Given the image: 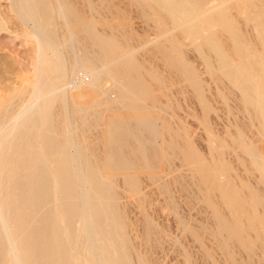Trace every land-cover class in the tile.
<instances>
[{"label":"rangeland","instance_id":"1","mask_svg":"<svg viewBox=\"0 0 264 264\" xmlns=\"http://www.w3.org/2000/svg\"><path fill=\"white\" fill-rule=\"evenodd\" d=\"M14 1L15 0H0V93H1L0 94L1 95L0 104L3 103L2 105H0V107L2 106V108H0V115L5 113L6 117L10 116L9 113L12 116L13 113L18 111L21 108V106L29 100V93L27 94L26 91L22 92L21 95H19L17 93H19L18 90L20 89V87L23 86L21 80H23L25 78H23L22 76H25L28 74L27 76L30 77L33 74L34 64L32 61H34V60L36 61V47L34 49V46L36 45V43L32 38V31H30V29H32V27H31L32 23H31V21L24 19V17L21 15L20 9L17 7L16 1L15 2ZM78 1L77 0H56V1L55 0H50V1L44 0V4H46L48 6L49 10L51 9L50 11L47 9V11H49L48 13H51L50 19H52V20H50L51 21L50 23L52 24V27H53V23H55L57 25L54 27V28H56L54 31V36L56 37V39H58L57 40L58 43L59 44L61 43L60 49L63 51V52L62 51L61 52L63 54H65L67 52V50H66L67 47H65V45H67L68 41H67L66 35H65L66 34V31H65L66 25L62 21L63 18H61L58 14H56V12H57L56 9L58 8L57 4H59V3L64 5V7L67 9L69 7L71 8V9H69L70 11L69 10L67 11V14H70L72 11V13L70 15L71 17L69 15H67V23L69 25H71L72 27H74L76 29L79 28L78 30L82 31V27L85 24H88L89 26H91V25L93 26L92 23H94V25L96 24L97 26L95 25V26H93V27L91 26V27L93 28L94 31H97L96 35L97 34L101 35V36H98V35L97 36L102 38V40H104L106 42V43L105 42L104 43L106 44V46L108 48H110L112 46L111 44L117 45L118 48H121V49H118V48L116 49V48H114V47H116L114 45H113L114 47H111L112 48L111 50H113V48H114L113 51L115 52L114 53L113 51L111 52V50H109L110 53H112L111 55L113 56V58L115 56H118V54L120 55L121 52H122V54L127 53V56H125V58L123 59L124 62L126 63V65L121 66L120 73H118V75L119 74H121V75H119L120 77L119 76L118 77L121 80H123V79L127 80L128 79L130 82L134 81L135 84L137 83L136 84V90H137L136 92L138 94H140V96L142 98V101H138V102L136 101L133 103H131L132 101L130 102L129 100H125V99L121 100L119 98L120 93L118 91L116 93V90L113 91L112 89L111 90L109 89L113 83V80H112V78H108L110 81L108 79L105 80L102 84L104 86L101 85V88L103 89V87H104V89L105 88L109 89V91H107V96L109 95L108 99H109V102H111V103L108 102L105 104L104 103L105 98H101V100H99V97H101L103 94V92L101 93L100 91H98V92L96 91L97 93L96 92L93 93L95 96L91 93L90 97L86 100V103H88V105H87L89 108L88 110L90 112H92L90 114V112L88 111L87 115L88 114H89V116L91 115L90 120H94V122L97 125V128L95 127L96 125L94 122L91 121L93 123L94 127L92 126V123L90 124V120L88 119L89 117L86 116V123H83L84 125L82 123L81 124L78 123L77 124L78 131H77V129H76V131H74L76 133V134L75 133L74 134L80 140L82 147L85 149V146H87V148H86L87 150L85 149L86 150V157H87V159L88 158L90 159V160L89 159L88 160L91 163V165L93 167H96V165L94 166V164H97V166H103L102 174L103 175L106 174V176H108V177L111 175L112 179L109 177L111 179L110 182L112 180L115 181L114 182L115 184L113 183L115 186L112 183H110L109 188L112 187L111 185H113L114 187L111 188V191L109 189V191H110L111 197L113 195L112 199L114 201H119V202H115V203L113 202L114 205L112 204L113 207L117 203L119 206L117 205V207L115 206L116 208L115 207L114 208L111 207V208L115 213V218H117L116 222L119 221V223H120V225H119V223H117V228L120 231V234H119L120 238L121 239L123 238L121 240V247H122V252H124L123 253L124 258L128 257V254L131 251V250H129V252H128L129 248L135 252L134 255L137 253L143 257V259H142L143 262H142L141 256L135 255V257H134L133 252H131L129 255L130 260L128 258L122 259L121 264H137L136 260L138 261L139 259H140L139 261L142 262V264H145V263L146 264H264V239H263L264 238V226L262 225V222L264 221V214H263L264 213V200H263L264 197L262 199V196H264V183L262 182L261 177L258 178L259 175L257 176V174H258L257 170H255V172L257 174L253 171V169H256V167L254 168L255 165L253 164V162L250 159H249L250 161L248 160V157L246 155L247 153H244V151L247 152L246 151L247 146L250 147L251 150H253V151H258L260 148V145H261L259 143L260 141L259 140L257 141V139H258L257 134H259V131H258L259 130L258 129L259 124H257L258 126L256 125V123H258V121H257V119L256 120L254 119L255 117L253 115V114L257 113L256 109L252 110L253 107H249V106H248L249 107L248 108L246 105H244L243 100H242L243 104H241L240 102H242V101L237 99L238 97L239 98L241 97V96H239L240 95L239 89L237 87H233L232 83L229 84L230 81L228 82V79H225L226 80L225 81L223 78H226V77L221 78L223 75H222V73H220L221 72L220 70H219L220 71L219 74L221 76L218 75V72L216 71V69L217 68L219 69L220 67L216 68V66H218L216 64L219 62H218L215 54H213V56H212L213 52L210 51L207 46H203L204 48L202 46L201 47L199 46L201 43L202 37L196 36L197 38L196 37L192 38L191 35H189V34H188L189 36L187 35L188 32L184 31L185 32L184 33L183 30H178V29H176L177 30V32H176V30L174 28L175 24H172L171 19H170L171 15H172V13L170 11L167 10L164 13V10L161 9V12H163V14L166 15L164 17L167 18V20H163V15L160 12L159 7H156L157 10L154 7L152 9V6L148 4L149 5V8H148L147 3L143 2V1H142V3H140L141 0H134L135 3L133 0H102V1L100 0L101 3L99 0H92L93 1V5H92L93 8H91V9H92V11L95 9V12L93 13L90 10V7H92V6H90L92 1L89 2L90 5L88 3L89 0H78ZM136 1H137V3H136ZM152 1L154 2V0H152ZM156 1L157 0H155L154 3H159L158 1L157 2ZM210 1H212L213 3ZM224 1L225 0H215V1L209 0L206 3L207 5L204 4V7L202 6V4L199 6V12L200 13L205 12L208 8H210L212 6H214L215 8L217 7L215 10L211 11L212 13L210 12V13H206L204 15L205 20L208 21V23H206V24L210 25L209 26L210 28H208V25H206V28L202 27L203 32L202 31L201 32L205 33V34H209V32H210L209 35H215L217 40L219 42H221L222 45H223V43L224 44L227 43L226 45H223V47L226 46V49L224 48L225 51L228 52L229 55H231L233 58L238 57L237 59H235V60H238L240 57L239 54L237 53V51L235 49H232L233 48L232 45L229 46V43H231L229 41V39L227 38L229 30L223 26V23L224 24L225 23H227V24L232 23L233 25L236 24V25H238V26L234 25L236 28L238 27V28L244 29V30H242V29L237 28L236 30L239 31V33L243 37H245L246 41L249 39L248 42L251 46V50H252V46H253V49L255 50L254 52L262 53V50H261V47H260L258 41L256 40L255 37H253L254 34H253L252 29L254 28V25H252V24H255L257 22V20L255 19L254 21L252 20L253 22L247 23V21H251V19H252V17L250 16L251 17L250 18L248 16V14L253 15V13H252L253 12L252 11L253 6H256L258 9V12L254 13L253 17H257V16L259 17L260 14L262 17L264 16V3H262V0H239V2L244 4L243 6L241 3H240L241 4V6H240L238 0H232V2L234 4L232 2L224 4ZM256 1H257V3H255ZM231 3H232V5H231ZM235 3H238V4L235 5ZM140 4H142V5H140ZM143 4L146 5L147 7H145ZM46 5H43V6H46ZM50 6H51V8H50ZM258 6H259V8H258ZM46 8L47 7H45L44 9H46ZM53 9H54V11H53ZM140 9H142V10H140ZM148 9H149V11H148ZM78 10H80V11L78 12ZM154 10H155V13H153ZM259 10H261L262 12L260 13ZM142 11L146 12L147 15L144 12L142 13ZM147 11L149 14L147 13ZM237 11H239V14H236V13H238ZM73 13H75L78 16V19L76 18L77 16L75 18L72 17V15L75 16ZM245 13L247 15H245ZM85 14L88 15L87 18H86ZM210 14H212L213 16ZM52 15L54 17H52ZM209 15H210V17H209ZM154 16L155 17L157 16L156 17L157 19ZM211 16H212V20L214 21V23L209 24V19L211 18ZM247 16L250 20L248 18H246ZM261 16H260V18H261ZM79 17H81V18H79ZM92 17H94V18H92ZM147 18H149V19L151 18L152 20L151 19L149 20ZM81 20H83V21H81ZM89 20H91V22ZM153 20H154V22L157 23L156 25L154 24ZM25 21H28V23H26ZM52 21H53V23H52ZM74 22L77 25L73 24ZM167 22H168L169 26H165V28L168 30H166L164 28V24L166 25ZM241 22H243V23L241 24ZM244 22H245V24H244ZM83 23H84V25H83ZM159 23H160V25H158ZM218 26L223 27L222 29L224 31L220 27L219 31H221V32H219V34L218 33L215 34L214 32H216V31L218 32V28H219ZM172 27H173V29H172ZM159 28H160V30H159ZM162 28H164V29H162ZM202 28H201V30H202ZM161 29H162V31H161ZM207 29H210L211 31L210 30L208 31ZM56 30L58 32H56ZM174 30L176 33L174 32ZM108 31H109V33H108ZM112 31H114V32H112ZM163 31H165V33H166V31H169L170 35H171V31H172L173 32L172 34L174 36L177 35V36H175V37H177V40H175L176 39L175 37L172 40L173 35H171V36L169 34L165 35V33ZM180 31H182L183 34ZM247 31H248V33H247ZM26 32H28V33L31 32V33L28 34ZM59 33H61L62 36ZM222 33L225 35H223ZM249 34H251V35H249ZM59 35H60V39H59ZM157 35H159V36L157 37ZM105 36H106V38H105ZM169 36L171 39H169ZM221 37L226 39V41L224 39H222ZM159 38L165 39L166 41L161 40ZM218 38L222 39V40H219ZM157 39H159V40H157ZM251 39L254 40L256 45L254 44V42ZM61 40H62V42H61ZM31 41H32V43H31ZM116 41H118V42H116ZM170 41H174L175 43L170 42ZM177 41H179V43H178L179 45L178 44L173 45V43L176 44ZM182 41H184L185 44ZM189 41H191L190 43H194L192 45H194L195 48H191ZM222 41H223V43H222ZM63 43H64V45H62ZM197 43H198V46H196ZM130 44H132L131 46L133 47V50H132ZM147 44H150L151 47ZM186 44H189V46H187ZM145 45H147V47ZM184 45H186L187 47H185ZM88 46H90V44L87 45V48H91V46L90 47H88ZM169 46H171V50H172V48H174L173 46H176L177 48L175 47L176 49L174 48V51H176L178 49L176 51V53H178V54H176L174 51H170ZM179 46H180V48L183 47L185 49H182V48L179 49ZM77 47H78L77 50L80 51L81 48L79 47V45ZM125 47H128V48H125ZM135 47H137V48L134 49ZM149 47H150V49H149ZM196 47H198V48H196ZM227 47H229V48H227ZM257 48L258 49L260 48V50H257ZM122 49H124V50H122ZM197 49H198V52H197ZM205 49L207 51L209 50L208 54H210L209 57L211 58V61L208 58L207 54L205 53V51H206ZM128 50H129V53H133V54H129ZM135 50H137L138 52H136ZM233 51H235L236 53ZM157 52L159 54H157ZM231 52H233L235 54V57L233 56V53L231 54ZM164 53L165 54L168 53V54L165 55ZM170 53L172 55H170ZM198 53L201 55L199 56ZM130 56L132 58H130ZM202 56L204 58H202ZM205 56H207L206 59L209 62L207 60H205ZM127 57H129L130 60L127 59ZM67 58L63 61L62 69L59 72L62 76L64 74V77L62 80L63 85H64L63 86L64 91L67 92L68 87H69V88H71V90H73V91H71L69 89L70 90V91L68 90L69 93L70 92L75 93V88L72 86L77 81L76 79L77 78L79 79L80 73H78L79 76H78V74L72 75L71 73H70L71 76H69L70 74H68V73L71 72V71H69V70H71V69H69V67H71L70 66L71 61L69 59L67 60ZM134 58H136V59H134ZM215 58H216V60H215ZM133 59L135 61H137V63L135 61H134L135 63H133V62L127 63L128 61H133ZM173 59L176 62L172 63V61H174ZM168 60H171V61H168ZM203 60H205L207 62L205 63V61H203ZM212 60H214V61H212ZM35 61H34V63H35ZM69 61H70V64H68ZM239 61H241V60H238V62ZM66 62H68V63H66ZM170 62H171V64H170ZM182 62L184 65L182 64ZM207 63H212V64L211 65L209 64V66H208ZM67 64H68V66H67ZM127 64L130 68L127 66ZM134 64H136L138 67ZM180 65L184 66L182 68L183 72L181 71ZM174 67H175V69H174ZM191 68H194V69H191ZM212 68H215V71L214 70L212 71ZM67 69H68V71H67ZM128 69L131 70V73L134 76L131 73H129L130 70H128ZM134 69H136V70H134ZM184 70L186 72H184ZM209 70H211V71H209ZM65 71H66V73H63ZM206 71H209V72H206ZM136 72L140 73V75L137 76L138 74ZM180 72H181V74H180ZM190 72H192L191 73L192 78L194 77L193 80H199L201 78L200 80H202L201 82H202L203 87L201 86V82L193 81V82H195V83H192V84H194V86L191 83H189L190 81L188 79L192 80L191 78H189V77H191ZM211 72L213 75L210 74ZM29 73H30V75H29ZM126 73H127V75H126ZM197 73H198L199 78L197 77ZM185 74L187 75V77ZM216 74H217V76H216ZM27 76H25V77H27ZM65 76H67V77H65ZM76 76H77V78H76ZM140 76H142V77H140ZM212 77H214L215 79ZM217 77H218V79H217ZM130 78H131V80H130ZM140 78H142V79H140ZM135 79H136V81H135ZM138 80H139V82H138ZM142 80H143V82H142ZM219 80L221 82H219ZM215 81L219 84H217ZM225 82H226V84H225ZM66 83L71 85V87L69 85H67ZM138 83L141 87L144 86V84H145V86L141 88L138 85ZM196 84H199V86L202 87L203 89L199 88V86L197 88ZM221 84L223 86L226 85V87L232 86L234 88V90L231 87L232 92L230 91V94H229V93H227V92H229V91H227V89L230 90L231 88H229V87L224 88ZM219 85H220V87H219ZM16 86H18L19 89H17ZM205 86H206V88H205ZM72 88H74V89H72ZM143 88H145V89H143ZM204 88H205V92L203 93ZM236 88H237V90H236ZM192 89L194 90L195 93L193 92ZM199 89L203 90V91L202 90L201 91L204 95L202 93L200 94ZM190 91H192V92H190ZM236 91L239 94L238 96L236 95L237 94ZM15 92H17V93H15ZM69 93H67V94H69ZM100 93H101V95H100ZM141 93H143V94H141ZM148 93L151 95V97ZM205 93H207L206 96H205ZM2 94L6 97L9 96L8 99H10V100L5 102L4 100H6V97L4 99V96ZM116 94H118L119 97L116 96ZM146 94H148V95H146ZM96 95H97V97H96ZM111 95L113 96V98H112L113 101L111 100V98H109V97H112ZM152 95H153V97H152ZM154 95H155V97H154ZM200 95H202V96H200ZM207 95H208V97H207ZM223 95L224 96L227 95L226 96L227 98L225 97L226 98L225 99L223 97ZM114 96L117 97L115 99H117L118 101L117 100L115 101ZM2 97H3V100L1 99ZM102 97H104V95ZM149 97H150V99H149ZM201 97L202 98L204 97L203 101L200 100V99H202ZM90 99L92 101H95V103L93 102L95 105L91 102ZM95 99H97L98 101ZM145 99L146 100L148 99L149 102L146 101ZM240 99H242V98H240ZM1 100H2V102H1ZM124 100L126 101L125 103H124ZM205 100L208 101V102H206V103H208L207 109H203V108H206V107H204V106H206L205 102H204ZM66 101H65V99H63V101L62 100L58 101L54 104V106L58 105V106H56V108L58 107V109H56L55 107L52 108L53 110L56 109V111L59 110V111H57L56 114L54 113L55 116L57 114H59L61 111L59 116L58 115L56 116V118L57 117L59 118V119H57V121H59L60 119L63 121L64 120L66 121L67 118L73 119V115H74L73 113H74V110H76V109H74V108H76V107H74V105L80 103V101L77 100L75 102V104H73V106L71 107V106H69V105H71L70 101L69 102H68V100H66ZM119 101H120V103H118ZM143 101H144V103H143ZM99 102H101V103H99ZM152 102H154V103H152ZM201 102H204V104ZM6 103H7V105H6L7 107H4ZM89 103L93 104L94 106L93 105L89 106L90 105ZM103 103H104V105H103ZM67 104H69V105H67ZM111 104L114 105V110H113V108H112L113 106ZM118 104H120V105H118ZM123 104H126V105L129 104L130 106L128 105V107H126L124 105L126 107L125 108L124 106H122ZM131 104H134V105H131ZM135 104H138V105H135ZM239 104L242 105V107ZM60 106L61 107L63 106V109ZM101 106H103L104 108ZM118 106H121L123 108L120 107L121 110L119 111V110H117V109H119V108H117ZM135 106H138L137 107L138 109ZM156 106L159 108H157ZM142 107H144L143 110L145 109V107L148 110H144V112H143V110L141 111ZM164 107H167V108H164ZM68 108H70L72 111L70 109L67 110ZM99 108H100V110H99ZM127 108H129V110ZM159 109L161 110V112H160L161 115L158 113ZM209 109H210V111H208ZM247 109L251 110V111H249L250 113L252 111L253 112L255 111V112L254 113L252 112V114H249V112L246 113V111H248ZM98 110L100 112H97ZM133 110L134 111L136 110L137 112H134ZM166 110H168V112ZM230 110H232V111H230ZM56 111H54V112H56ZM69 111H71V112H69ZM163 112L164 113L166 112V113L164 114ZM94 113L97 115V117L100 116L99 118L100 119L103 118V119L100 120L99 118H97L95 120L96 115H94ZM132 113L134 115L137 113L138 114L139 113H141V114L146 113L148 115V113H149V115L154 114L153 116H155V117L159 116V118H158L159 121L156 119V122L158 124L157 127L160 131L159 132L157 129L156 134H158L159 137L155 136L156 135L155 134L154 136L156 138L153 136L154 139L153 138L148 139L149 141L147 140L146 142H144V144H143L144 146L142 145V148H141V146L134 144V142L132 143L131 140H129V141L132 143V145L131 144L129 145V142L126 143L128 141V139H126V140L121 139L120 142H116L114 145H111L112 146V148H111V146L106 143L107 141H105V138L100 139V137L102 138L101 130H97V129H100L98 126V123L100 121L102 122L104 120L103 122H105L106 119H108L110 117H120L119 115L125 116L123 119L129 120L133 116ZM116 114H119V115H116ZM126 114H128V115H126ZM246 114H249L250 116L252 115L253 117H250V116L249 117L253 118L256 121V123L254 122V120H253V122L251 119L249 120V118H247L248 115H246ZM69 115H70V117H67ZM113 115H115V116H113ZM94 116H95V118H94ZM129 116H130V118H129ZM234 118H236L237 121ZM61 120L59 122L62 124L63 122ZM242 120L243 121L245 120V121L243 122ZM60 123H57V125L63 126ZM87 123H88L89 129H87L88 128ZM166 123L169 125H167ZM252 123H255V124H252ZM7 124H9V123H7ZM240 124L243 126H241ZM79 125H81V126L86 125V126L83 127L84 129H82V127L80 126L81 129H79ZM162 125H164V126H162ZM253 125H254V127H253ZM65 126H66V122L64 124V127ZM162 127H166V128H163V130H162ZM176 127L178 129L180 128L181 133H180V130H178ZM255 127L256 128L258 127L257 128L258 130ZM65 128L68 129L69 127H65ZM253 129H255L256 131L255 132L252 131ZM74 130H75V127H74ZM83 130H86V131H83ZM88 130H89V132H88ZM164 130H165V132L167 130V132L165 133ZM238 130H239V133H238ZM228 131H229V133H228ZM78 132H80L81 134L79 133L80 134L79 135ZM82 133H84L83 136H82ZM186 133H187V135H186ZM241 133H242V135H241ZM170 134H171V136H169ZM99 135H100V137H99ZM243 135L245 136V138L242 137ZM162 136L165 137L164 138L165 140L163 139ZM236 136H238V139L236 138ZM86 137H87V141H86ZM179 137L181 139H178ZM241 137H242V139H241ZM252 137H253V139H251ZM97 138H99L98 140L100 142H102L101 144H99L100 142L97 140ZM243 138L246 140L247 143L244 142L245 140H243ZM94 139H95V141H94ZM106 139H107V137H106ZM172 139L174 141H172ZM96 140H97V144L94 143V142H96ZM162 140L165 141L166 143L167 142H171V143H168V145H167L166 143L163 142L164 145H162ZM150 141L153 143L154 147L151 145V143L148 144V142H150ZM178 142H181L182 144H180ZM117 143H121V144H117ZM123 143H124V145H123ZM125 144L129 145L128 146V152H126L127 148L125 147L126 146ZM155 144H157L156 146H158L160 144L158 146V148H160V149L158 150V148H156L157 149V151H155L156 153L154 152V150H156ZM101 145H102L103 150L102 149L100 150ZM117 145L119 146V148L121 150L118 148ZM95 146H98L99 148L95 147ZM130 146H135V148L131 147L130 150L134 149V150H136V152L134 150L130 151L129 150ZM165 146H167V147L165 148ZM88 147H89V149H88ZM109 147H110V150H109ZM219 147H221V148H219ZM106 148H107V150H106ZM116 148L119 151L116 150ZM162 148H163V150H162ZM95 149L101 153L102 157H101L100 153L97 152ZM111 149H113L114 151ZM123 149L125 152L123 151ZM142 149L144 151H142ZM147 149H149L148 151L152 150L153 152L150 151V153H149L147 151ZM172 150H173V152H172ZM176 150L178 151V153ZM235 150H237V151H235ZM120 151H122V152L120 153ZM241 151L244 154H242ZM115 152H116L117 156H115V155L114 156L116 158L118 157V155H120L118 157L119 162H117L118 161L117 159L114 161L115 158H114V156H112L113 154H111V153H115ZM131 152L132 153L135 152L136 154L138 153L139 155L138 156L137 155L134 156V154L131 155ZM140 152L142 154H140ZM151 152H152V154H151ZM215 152H217V153H215ZM122 153L124 156L122 155ZM146 153H148L149 155L147 156ZM190 153H192V154H190ZM174 154H175V156H173ZM108 155H110V156H108ZM126 155H129V158H127ZM96 156H98V157H96ZM151 156H153V157H151ZM243 156L245 158H242ZM100 157H101V159H100ZM98 158H99V160H98ZM126 158L129 159V161L128 160L125 161ZM93 159H95V162L99 161V162H102L103 164L101 163V165H100V163H98V162L94 163V161L92 163L91 160H93ZM151 159H152V163L150 162ZM163 159H165V160H163ZM122 160H124V161L122 162ZM134 160L141 162L140 163L141 168H140V166H138V162H136ZM241 160H243L244 164L242 163ZM127 161H128V165L127 164L125 165V163H127ZM245 161L248 164H246ZM106 162H108V163L111 162V163H113V165H111V167H109V166H107ZM115 163H116V165H115ZM122 163H124V164H122ZM136 163H137V166L140 170L138 168H136ZM144 163L145 164L148 163V165L147 164L145 165ZM188 163H189V165H188ZM198 163L204 165V167L206 166V169L208 171L207 172L203 171L202 169H204V167L201 166L200 164L198 167L201 166V169H199L197 167ZM241 164L246 165V166H242ZM250 164H251V166H250ZM124 166L125 167L127 166L128 169L125 168ZM130 166H132V167H130ZM133 166H134V168H133ZM143 166L144 167L147 166L146 169L143 168ZM190 166L192 169H194L196 171L192 170L190 168ZM248 167H250V168H248ZM251 167L253 169H251ZM130 168L131 169L133 168V169L130 170ZM113 169H115V171ZM119 169H121V170H119ZM210 169H212V170H210ZM244 169H246V170H244ZM249 169H251L252 172L254 173V175L256 176L257 183L258 184L260 183L257 186H260V187L255 186L256 185L255 176L253 175V173H251V170L249 171L250 173H248ZM108 170H109V172H108ZM199 170H201V171H199ZM227 170H228V172H226ZM123 171L125 172V173H123L124 175H122ZM115 172H116V175H115ZM126 172H127V174L129 173L128 175L130 176V178H128V179L130 180L131 185L127 179L128 176H127ZM199 172H202V173H199ZM212 172H215V173H212ZM132 173L135 174V178H133L134 175ZM230 173H232V174H230ZM206 174H208V175H206ZM211 174H213V176ZM233 174H234V176H233ZM250 174L253 176H251ZM148 175H149V177H148ZM125 176H127V177L125 178ZM208 176H210L211 179ZM204 178L206 179V181ZM218 178L220 180H217ZM213 179H214V181H213ZM221 180L223 182H221ZM132 181H134V182L132 183ZM218 181L221 182L220 183L221 185L218 184L219 183ZM252 181H253V183H252ZM126 182H127V185H126ZM128 182H129V187H127ZM135 182H136V184H134ZM223 183L226 186H224ZM211 184H212V186H211ZM217 184L219 187L217 186ZM238 185H241V186H238ZM261 185H262V187H261ZM130 186H132V189L136 188L137 186L138 187L135 190L131 191L132 189H130L131 188ZM248 186H250V187H248ZM243 187L246 188L247 190L244 189ZM127 188H128V190H126ZM220 188H223V190ZM225 188L228 192L224 190ZM249 189H252V190H249ZM258 189H260V190H258ZM130 191H131V193H130ZM116 192H117L118 197H116L117 196ZM134 192L140 193L141 199L139 197V194H136ZM237 192L242 193V194H239ZM260 192H262V193H260ZM221 193L223 194L224 198L222 197ZM224 193H227V194H224ZM127 194L129 196H127ZM234 194H236V195L233 196ZM250 194H252V195H250ZM237 195L242 196V197L240 196V198H242L241 201L244 202L242 205H241V201L239 202L240 198ZM254 195H256V196H254ZM249 197L250 198L256 197L255 200L257 201V199H258V201L256 202V203H258V205H256L255 201L253 199H250ZM215 201H217V202H215ZM259 202H261V203H259ZM231 203H233V205H231ZM235 203L240 204V206L236 205ZM261 204H263V205H261ZM214 208H215V210H214ZM253 209H255V210H253ZM246 214H247V216H248V214H251V217H250V215L248 216V218L250 217L249 219H251L250 221L249 220L248 221L250 223L253 222V223H251L253 225V228L250 225L251 226L250 230H246L247 229L246 227L249 226V222L243 221V220L248 219L247 217H246L247 219L244 217ZM119 217L121 218V220ZM241 218H243V219H241ZM260 218L261 219L263 218V220H261ZM240 219H241V221H240ZM121 221H122V223H121ZM225 221H227V222H225ZM240 223L241 224L244 223V224L241 225ZM121 224H122V227H121ZM223 225H225V226H223ZM228 225H229V227H228ZM123 226H125V227H123ZM250 226L248 228H250ZM257 226L259 228H257ZM148 227H149V229H148ZM216 228H217V230H216ZM230 228L231 229L233 228L234 230H230ZM123 229L125 232L128 230V232H126L127 234H125V232L124 233L122 232ZM258 229H260V230L258 231ZM232 231H235L234 234ZM236 232L239 234L238 236H237ZM248 232H250V233L252 232V233L250 234ZM217 233H218V235H217ZM227 233H229L230 235H232V234L235 235V238L232 239V237H234V236L233 235H232V237L228 236L229 234L227 235ZM125 236L127 237V241L129 242V244L125 240L126 239ZM147 237H148V239H147L148 241L146 240ZM129 238L131 240H128ZM229 238H231L232 240ZM239 238H241V240H243L245 242H243V241L240 242ZM223 239H224V241H223ZM226 239H227V241H226ZM235 239H237V240H235ZM122 242L125 243V245H123ZM126 245L130 246V247H128V249H127ZM124 246H125L126 250H125ZM123 248H124V251H123ZM125 252L128 254H126ZM123 262H125V263H123ZM138 264H139V262H138Z\"/></svg>","mask_w":264,"mask_h":264},{"label":"bare ground","instance_id":"2","mask_svg":"<svg viewBox=\"0 0 264 264\" xmlns=\"http://www.w3.org/2000/svg\"><path fill=\"white\" fill-rule=\"evenodd\" d=\"M15 1L17 3V7L20 9L21 15L24 17V19H26L28 21H31V23H32V26L30 25L32 27V29H30V31H32V38H33V40L36 43L35 46L32 44L34 46V49L36 47V61L34 60L35 63H34V61H32L33 64H34L33 74L30 77L27 76L28 74L25 75L27 77L22 76L25 79H23L24 81L21 80L23 86L22 87L19 86L20 89L18 88V86H16V88L19 89L18 90L19 93H17V92H15V93L21 95L22 92L26 91L27 94L29 93V100L25 104H23L20 109L18 108L19 109L18 111H16L15 113L12 112L13 113L12 116H11L10 113H9V115H10L9 117H6L5 113L0 115V264H121L122 263V259H126V258L129 259V255H130L131 252H133V256L134 257H135V255L141 256L140 254H137V253L134 255L135 252L132 251V249H130V248L128 249V247H130V246H127L129 244V242L127 241V237H126L127 235H126L125 236L126 237L125 240L128 243L126 246H127L128 252H129V250H131V251H130L129 254L125 252L126 254H128V257L124 258V256H123L124 252H122V247H121V240L123 238L122 239L120 238V235H119L120 231L117 228V223H119V221L116 222L117 218H115V213L112 210V208H114L115 206L117 207V205H118V203H117L113 207L114 203L115 202H119V201H114L112 199L113 195H112V197L110 195L111 188H113L115 186L114 185L115 181L112 180L110 182V180L112 179L111 175L109 176L111 178L110 179L108 176H106V174H104V175L102 174L103 166H97V164H94V166L96 165V167H93L91 165V163L89 162L90 159L88 158L89 159L88 160L87 157H86V150H87L86 148H87V146L84 145L85 149H86L85 150L82 147L80 140L75 136L76 133L74 132V131H76V129L78 131V126H77L78 123H80V124L81 123L82 124L86 123V116H88L89 117L88 119L90 120L91 115L90 116H89V114L87 115V112L89 111L88 110L89 108L87 106L88 103H86V100L90 97L91 93L93 94L96 91L97 92L100 91L101 93L103 92L102 96L104 95V97H102V96L99 97V100H101V98H105V101H104L105 104L109 102V99H108L109 95L107 96V91H109V89L110 90L112 89L113 91L116 90V93L118 91L120 93V97L118 96V94H116V96H118L121 100L122 99L129 100L130 102L132 101L131 103L136 102V101L137 102L138 101H142V98H141L140 94H138L136 92L137 91L136 90V84L137 83L135 84L134 81H133L134 83L132 81L130 82L127 79L128 77L126 78L127 80H124V79L121 80L119 78L120 77L119 75H121V74L118 75V73H120L121 66L122 65H124V66L126 65V63L124 62L123 59L125 58V56H127V53L124 52L125 54H122V52L119 50L121 52L120 55L118 54V56H115L113 58V56L111 55L112 53H110L109 50H111L112 49L111 47H114V46H116L114 48L117 49L118 48L117 45L111 44L112 46L111 47L109 46L110 48H108L106 46V44H105L106 42L104 40H102V38L98 37V36H101V35L97 34L98 35L97 36L96 35L97 31L93 30L92 27L96 25V24L94 25V23H92L93 24V26L91 25L92 27L89 26L88 24L84 25V23H83L84 26L82 27V31L78 30L79 28L76 29V28L72 27L71 25H69L67 23V15L70 16L72 11H71L70 14H67V11L69 9H71V8L69 7L67 9V8L64 7V5L59 3V4H57L58 8L55 6L57 8L56 9L57 10L56 14H58L61 18H63L62 21L66 25V27H65L66 30L64 29L66 31L65 35H66V39L68 41L67 45H65V47H67V49H66L67 52L65 54H63L62 53L63 51L60 49V44L61 43L59 44L58 41H57L58 39H56V37L54 36V31L56 29L54 27L57 26V25L55 23H53V21H54L53 20L52 21L53 27H52V24L50 23L51 22L50 20H52V19H50L51 13H48L51 9L49 10L48 6L46 4H44V0H15ZM90 1H92V0H89L88 3ZM101 1H100V3H101ZM142 1L147 3V5L148 4L151 5L152 9H153V7L155 9H156V7H159L160 12H161V9L164 10V13L167 10L170 11L172 13L170 19H171L172 24H175L174 25L175 30L178 29V30H183V32L186 31V32H188L187 35L188 34L191 35L192 38H195L196 36L202 37V40H201V43H200L199 46L200 47L201 46L202 47L203 46H207L208 49L213 52L212 56H213V54H215V56H216V58H217V60L219 62V63L216 62L217 63L216 65H218V66H216V68L220 67L219 69L217 68L218 70L216 69V71L218 72V75H220L219 72L221 71L220 73H222V75H223L221 78L226 77V78H223V79L224 80L228 79V82L230 81L229 84L232 83L233 87H237L239 89V94L240 95L237 93V91H236V93H237L236 95L237 96L238 95L241 96L240 98H242V99H240L238 97L237 98L238 100H240V101L243 100L244 101V105H246L247 107L248 106L249 107H253V109L251 108L252 110L256 109L257 113L253 114V115L255 117L254 119L255 120L257 119L258 123H256V121L253 118H250V117H253V116L252 115L250 116L249 114H252L253 111L250 113L249 111H251V110L247 109L248 111H246V113L249 112V114H246V115H248L247 118H249V120L251 119L252 122L254 120L256 125L259 124V128L257 127L259 130L256 127L255 128L259 131V134H257V136H258L257 137L258 138L257 141L259 140L260 141L259 143L261 145H260V148H259L258 151H253V150H251L250 147L247 146L248 147L247 148L245 146L247 152L244 151V153H247L246 155L248 157V160L250 159L253 162V164L255 165L254 168L256 167V169H253L252 167H251V169H253L254 172H255V170H257L258 174L256 172L255 173L257 174V176L259 175L258 178L261 177V180L264 183V16L262 17L261 14H260L261 18H260V16L259 17L258 16L257 17H253L254 13L258 12L257 7L253 6L252 7L253 8L252 9L253 15H249L248 14L249 17L250 16L252 17L251 21H247L246 20L247 23L248 22L251 23L255 19L257 20V22L255 24H252V25H254V28L252 29L253 30V34H254L253 37H255L256 40L258 41V43H259V45L261 47L262 53L254 52L255 50L253 49V46H252V50H251V46H250V44L248 42L249 39L246 41L245 37H243L239 33V31L236 30L238 28V27L236 28L234 26L236 24L233 25L232 23H230V24H227V23L224 24L223 23V26L226 29L229 30L228 36L226 35L227 38L229 39V41L231 42V43H229V46L232 45L233 46L232 49H235L237 51V53L239 54V56H240L238 60H241V61L238 62V60H235L238 57L233 58L231 55H229L228 52L225 51L226 46L223 47V45H226L227 43L224 44L223 41L224 40L226 41V39L221 37L222 39H224L222 41V43H223V45H222L221 42H219L217 40L215 35H209L210 32H209V34L202 33L203 32V28L204 27L206 28V25H208V24H206V23H208V21L205 20L204 15L206 13H210L211 11H213V10H215L217 8V7L215 8L214 6H212V7L208 8L205 12L200 13L199 12V6L202 4V6L204 7V4H206L209 0H157L159 3H154L155 0H154V2L152 0H141V2L140 1L139 2L142 3ZM210 2H212V1H210ZM229 2H232V0H225L224 4L229 3ZM238 2H239V0H238ZM134 3H135V1H134ZM136 3H137V1H136ZM232 3H231V5H232ZM240 3L241 2H239V4ZM255 3H257V1ZM262 3H264V0H262ZM236 4H238V3H235V5ZM241 4H240V6H241ZM43 5H46V6H43ZM89 5H90V3H89ZM92 5H93V1L91 2L90 6H92ZM140 5H142V4H140ZM149 5H148V8H149ZM243 5L244 4H242V6ZM144 6L147 7L146 5H144ZM259 6H258V8H259ZM45 7H47V8L44 9ZM50 8H51V6H50ZM91 8H93V6L90 7V10L92 11ZM47 9L49 11H47ZM142 9H140V10H142ZM53 11H54V9H53ZM79 11L80 10H78V12ZM148 11H149V9H148ZM148 11H147V13H148ZM259 11H260V13L262 12L261 10H259ZM92 12L94 13L95 9ZM143 12L144 11H142V13ZM237 12L238 13H236V14H239V11H237ZM75 13H73L75 16L72 15V17H74V18L78 15L77 13H76L77 15ZM144 13L146 14V12H144ZM153 13H155V10H154ZM161 13L163 15V20H167V18L164 17L166 15L163 14V12H161ZM210 15H212V14H210ZM210 15H209V17H210ZM245 15H247V14L245 13ZM87 16L88 15H86V18H87ZM212 16L209 19V24L214 23V21L212 20ZM248 16L246 18H248ZM52 17H54V16L52 15ZM76 18L78 19V16ZM79 18H81V17H79ZM92 18H94V17H92ZM147 19H149V18H147ZM91 20H89V21L91 22ZM28 21H25V22L28 23ZM81 21H83V20H81ZM153 22H154V20H153ZM242 23L243 22H241V24ZM73 24H76V23L74 22ZM154 24L156 25L157 23L154 22ZM244 24H245V22H244ZM158 25H160V23ZM165 26H169L168 22L166 23V25L164 24V28H165ZM209 26L210 25H208V28H210ZM236 26H238V25H236ZM220 27L218 28V32L217 31L214 32L215 34H217V33L219 34V32H221V31H219ZM160 28H159V30H160ZM164 28H162V29H164ZM201 28H202V30H201ZM222 28L223 27H221V29ZM162 29H161V31H162ZM172 29H173V27H172ZM238 29H242V28H238ZM166 30H168V29H166ZM175 30H174V32H175ZM207 30L209 31L210 29H207ZM242 30H244V29H242ZM56 32H58V31L56 30ZM112 32H114V31H112ZM163 32L165 33V31H163ZM176 32H177V30H176ZM180 32H182V31H180ZM183 32H182V34H183ZM26 33H28V32H26ZM29 33H31V32H29ZM108 33H109V31H108ZM172 33L173 32L171 31V35H173ZM247 33H248V31H247ZM59 34L61 35V33H59ZM168 34H169V31H166L165 35H168ZM60 35H59V39H60ZM159 35H157V37ZM223 35H225V34H223ZM249 35H251V34H249ZM170 36H169V39H171ZM175 36H177V35H175ZM175 36L173 35L172 40L174 39ZM105 38H106V36H105ZM175 38H176L175 40H177V37H175ZM159 39H161V38H159ZM159 39H157V40H159ZM222 39H219V40H222ZM161 40H165V39H161ZM174 41H170V42H174ZM252 41L254 42V40H252ZM61 42H62V40H61ZM116 42H118V41H116ZM182 42L184 43V41H182ZM190 42L191 41H189V43ZM31 43H32V41H31ZM174 43H173V45H177L179 43V41H177L176 44H174ZM88 44H90L92 49L91 48H87ZM192 44H194V43H190L191 48H195L194 45H192ZM254 44H255V42H254ZM62 45H64V43ZM78 45L81 48L80 51L77 50V48H78L77 46ZM131 45L132 44H130V46ZM147 45L150 46V44H147ZM147 45H145V46L147 47ZM186 45L189 46V44H186ZM186 45H184V46L187 47ZM90 46H88V47H90ZM196 46H198V43H197ZM150 47H149V49H150ZM169 47H170V51H174V48L176 46H173L174 48H172V50H171V46H169ZM114 48H113V50H114ZM125 48H128V47H125ZM131 48L133 50L132 46H131ZM136 48L137 47H135L134 49H136ZM181 48L185 49L183 47H181ZM181 48L179 46V49H181ZM196 48H198V47H196ZM227 48H229V47H227ZM118 49H121V48H118ZM124 49H122V50H124ZM113 50H111V52ZM209 50L208 51L206 50L207 52L205 51V53L207 54L208 58L211 61V58L209 57L210 54H208ZM257 50H260V48L259 49L257 48ZM135 51L138 52L137 50H135ZM176 51H174V52L176 53ZM197 52H198V49H197ZM233 52H235V51H233ZM233 52H231V54ZM128 53H129V50H128ZM129 54H133V53H129ZM157 54H159V53L157 52ZM167 54H165V55H167ZM176 54H178V53H176ZM170 55H172V54L170 53ZM200 55L201 54H199V56ZM131 56H130V58H132ZM207 56H205V60H207L206 59ZM233 56L235 57L234 53H233ZM66 58H67V60L69 59L71 61V65H70L71 67H69V69H71L69 71H71V72H69L68 74L71 73L72 75H74V74L80 73V76L78 74L79 79L76 76V78H77L76 80L77 81L75 83L73 82L74 85L72 87L75 88V93H72V92L69 93L71 88H69L68 86H67L68 90L69 89L70 90L69 91L67 90V92H65L64 88H63L64 85H63V81L62 80H63L64 74L62 76L59 71L62 69L63 61ZM202 58H204V57L202 56ZM216 58H215V60H216ZM127 59H129V57H127ZM134 59H136V58H134ZM134 59H133V61H128L127 60L128 62L127 61L126 62L127 63H129V62H131V63L132 62L133 63L136 62L137 63V61H135ZM205 60H203V61H205ZM70 61H69V63L68 62H66V63L70 64ZM168 61H171V60H168ZM207 61H205V63ZM212 61H214V60H212ZM173 62H176V61L174 60V61H172V63ZM68 64H67V66H68ZM170 64H171V62H170ZM182 64H183V62H182ZM207 64L209 66V64L211 65L212 63H207ZM134 65H136V64H134ZM127 66H128V64H127ZM183 67L184 66L180 65V68H181L182 72H183V70H182ZM174 69H175V67H174ZM191 69H194V68H191ZM128 70H130V69H128ZM134 70H136V69H134ZM213 70L215 71V68H212V71ZM67 71H68V69H67ZM209 71H211V70H209ZM209 71H206V72H209ZM184 72H186V71L184 70ZM192 72H190V74ZM63 73H66V71L63 72ZM129 73H131V70H130ZM136 73L138 74L137 76L140 75V73H138V72H136ZM71 74L69 76H71ZM180 74H181V72H180ZM210 74L213 75L212 72ZM29 75H30V73H29ZM126 75H127V73H126ZM190 76L191 77H189V76L188 77L191 78L192 80L188 79L190 82L188 80L187 81L189 83H191V84L195 83L193 81H197V82H201L202 81V80H200L201 78L199 80H193L194 77L192 78V74ZM216 76H217V74H216ZM65 77H67V76H65ZM140 77H142V76H140ZM186 77H187V75H186ZM197 77H198V73H197ZM108 78H112V80H113L112 85L110 86L109 89L107 88L108 90L106 88L104 89V87L102 89L101 85ZM212 78H214V77H212ZM140 79H142V78H140ZM217 79H218V77H217ZM130 80H131V78H130ZM143 80H142V82H143ZM220 80H219V82H221ZM135 81H136V79H135ZM138 82H139V80H138ZM217 84H219V83H217ZM225 84H226V82H225ZM67 85H69V84H67ZM138 85H139V83H138ZM192 85L194 86V84H192ZM196 85H197V88H198L199 84H196ZM69 86L71 87V85H69ZM102 86H104V85H102ZM144 86H145V84H144ZM144 86H142V87H144ZM201 86L203 87L202 82H201ZM202 87L199 86V88H202ZM219 87H220V85H219ZM223 87L224 88H228L229 86L226 87V85H225ZM231 87L232 86H230L229 88H231ZM74 88H72V89H74ZM205 88H206V86H205ZM205 88H204V91L202 90L203 88L201 89L203 91V93L205 92ZM232 88L230 90L227 89V91H229L227 93L230 94V91L232 90ZM237 88H236V90H237ZM143 89H145V88H143ZM201 90H200V94L202 93ZM233 90H234V88H233ZM71 91H73V90H71ZM190 92H192V91H190ZM193 92H194V90H193ZM67 93H69V94H67ZM101 93H100V95H101ZM141 94H143V93H141ZM148 94H146V95H148ZM206 94L207 93H205V96H206ZM116 96H114V99L117 98ZM200 96H202V95H200ZM226 96L223 95L224 98ZM0 97H1V95H0ZM5 97L6 96H4V99H5ZM8 97H6V100H4L5 102L10 100V99H8ZM96 97H97V95H96ZM150 97H151V95H150ZM150 97H149V99H150ZM152 97H153V95H152ZM154 97H155V95H154ZM207 97H208V95H207ZM109 98H111V100H112L113 96L109 97ZM203 98L200 99V100L203 101ZM1 99L3 100V97ZM63 99H65V101L68 100V102L70 101L71 105H69L70 103L67 104V105H69L71 107L73 106V104H75V102L77 100H79L80 103L78 102L79 104L74 105V107H76L74 109H76V110L73 109L74 110L73 119L67 118L66 121L65 120L63 121V120L60 119L63 122L61 124L59 122L60 120L57 121V119H59V118L58 117L56 118L57 115L59 116L61 111H60L59 114H57L55 116V114L59 110L56 111V109H58V107L56 108V106H58V105L54 106V104L56 102H58V101H61V100L63 101ZM2 100H1V102H2ZM95 100H97V99H95ZM116 100L117 99H115V101ZM125 100H124V103L126 102ZM146 101H148V99ZM243 101L240 102V103L243 104ZM91 102L95 103V101H92V100H91ZM101 102H99V103H101ZM154 102H152V103H154ZM204 102H205V105H206L204 107H206V108H203V107L202 108L203 109H207V104L208 103H206V102H208V101L205 100ZM204 102H201V103L204 104ZM104 103H103V105H104ZM109 103H111V102H109ZM118 103H120V101ZM143 103H144V101H143ZM2 104L3 103H1L0 105H2ZM93 104H90L89 106H92ZM126 104H123L122 106L125 105L126 107H128L129 104L128 105H126ZM6 105H7V103L5 104L4 107H7ZM118 105H120V104H118ZM131 105H134V104H131ZM135 105H138V104H135ZM112 106H113L112 108L114 110V105H112ZM240 106L242 107V105H240ZM54 107L56 108L55 110L52 109ZM101 107H103V106H101ZM120 107L121 106H118L117 108H119V109H117V110L120 111L121 110ZM135 107L137 108L138 106H135ZM0 108H2V106ZM61 108L63 109V106ZM70 108H68L67 110H69ZM121 108H123V107H121ZM143 108L144 107H142L141 111L143 110ZM157 108H159V107H157ZM164 108H167V107H164ZM127 109L129 110V108H127ZM99 110H100V108H99ZM99 110L97 112H100ZM144 110H148V109L145 107ZM144 110H143V112H144ZM54 111H56V112H54ZM71 111H69V112H71ZM166 111L168 112V110H166ZM208 111H210V109ZM230 111H232V110H230ZM134 112H137V111L135 110ZM160 112H161V110L159 109L158 113L161 115ZM91 113L92 112H90V114ZM146 113H144V114H141V113L138 114L137 113L135 115L132 113L133 116L129 120L128 119H123L125 116H121L119 114H116V115H119L120 117H110V118L106 119L105 122H103L104 120L102 122L100 121L98 123V126H99L100 129H97V130H101L102 138L99 135L100 139H104L105 138V141H107L106 143L108 145H110V146L114 145L116 142H120L121 139H125V140L128 139V141L127 142L125 141V142L126 143L129 142V145L130 144L132 145V143L134 142V144H137L138 146H141V148H142V145L148 139H150V138L154 139L155 136L159 137L158 134H156L157 129H158V127H157L158 124L156 122V119L159 121V119H158L159 116L155 117V116H153L154 114L153 115H149V113H148V115H147ZM94 115H96V114L94 113ZM126 115H128V114H126ZM113 116H115V115H113ZM67 117H70V115L67 116ZM99 117H97V115H96V118H95V116H94L95 120L97 118H99ZM129 118H130V116H129ZM102 119H100V120H102ZM234 119L236 120V118H234ZM91 121L94 122V120H90V124L92 123ZM65 122H66V126L65 127H69L68 129H66L64 127ZM7 123H9V124H7ZM57 123H60L63 126H58ZM88 123H87V127H88ZM255 123H252V124H255ZM83 125L82 126L79 125V129H81L80 126L82 127V129H84L83 127H85L86 125L85 126H83ZM95 125H96V123H95ZM167 125H169V124H167ZM92 126L94 127L93 123H92ZM162 126H164V125H162ZM241 126H243V125H241ZM74 127H75V130H74ZM95 127L97 128V125ZM253 127H254V125H253ZM163 128H166V127H162V130H163ZM87 129H89V127ZM178 130H180V128ZM83 131H86V130H83ZM158 131H159V129H158ZM252 131L255 132L256 130L253 129ZM88 132H89V130H88ZM164 132H165V130H164ZM166 132H167V130H166ZM79 133L80 132H78V134ZM180 133H181V130H180ZM228 133H229V131H228ZM238 133H239V130H238ZM83 134L84 133H82V136H83ZM186 135H187V133H186ZM241 135H242V133H241ZM169 136H171V134ZM106 137H107V139H106ZM162 137H163V139L165 138L164 136H162ZM242 137L245 138L244 135ZM242 137H241V139H242ZM236 138L238 139V136H236ZM244 138H243V140H245ZM98 139L99 138H97V140ZM178 139H181V138L179 137ZM251 139H253V137ZM97 140L94 143L97 144ZM129 140H131L132 143ZM86 141H87V137H86ZM94 141H95V139H94ZM151 141L148 142V144L151 143V145L154 147V145L152 143L153 141L152 142ZM172 141H174V140L172 139ZM163 142L166 143L165 141L162 140V145H164ZM244 142H246V140ZM101 143L102 142H100L99 144H101ZM168 143H171V142H167L166 144L168 145ZM178 143L182 144L181 142H178ZM117 144H121V143H117ZM123 145H124V143H123ZM125 145H126L125 147L127 148L126 152H128V146L129 145H127V144H125ZM156 145L157 144H155V146ZM158 146H156L155 149L158 148ZM95 147H98V146H95ZM131 147L135 148V146H130L129 150H130ZM166 147L167 146H165V148ZM107 148H106V150H107ZM111 148H112V146H111ZM118 148H119V146H118ZM219 148H221V147H219ZM88 149H89V147H88ZM101 149H102V145H101L100 150ZM149 149H147V151ZM159 149L160 148H158V150ZM109 150H110V147H109ZM111 150H113V149H111ZM116 150H118V149L116 148ZM162 150H163V148H162ZM237 150H235V151H237ZM123 151H124V149H123ZM134 151L136 152V150H134ZM142 151H144V150L142 149ZM150 151H152V150H150ZM150 151H148V152L150 153ZM155 151H157V149L154 150V152ZM97 152H99V151H97ZM121 152L122 151H120V153ZM135 152L134 153L131 152V155L134 154V156L135 155L138 156L139 154L138 153L136 154ZM141 152H140V154H142ZM152 152H151V154H152ZM172 152H173V150H172ZM177 153H178V151H177ZM215 153H217V152H215ZM241 153H242V151H241ZM244 153H242V154H244ZM111 154H113L112 156H114V155L117 156L116 152L115 153H111ZM190 154H192V153H190ZM100 155H101V153H100ZM122 155H123V153H122ZM146 155L148 156L149 154L146 153ZM108 156H110V155H108ZM115 156H114L115 159L112 157L114 159V161L116 159L118 160V157L120 155H118L117 158ZM126 156H127V158H129V155H126ZM173 156H175V154ZM96 157H98V156H96ZM101 157H102V155H101ZM101 157H100V159H101ZM151 157H153V156H151ZM127 158L125 159V161L126 160L129 161V159H127ZM242 158H245V157L243 156ZM98 160H99V158H98ZM163 160H165V159H163ZM91 161H92V163H93V161H94V163L98 162V163H100V165L102 163V162H99V161L95 162V159H93ZM123 161L124 160H122V162ZM128 161H127V163H125V165L126 164L128 165ZM134 161H136V160H134ZM241 161L243 163V160H241ZM246 161H245V163H246ZM117 162H119V160ZM136 162H138V161H136ZM150 162L152 163V159H151ZM106 163H107V166H109V167H111V165H113V163H111V162L110 163L106 162ZM140 163L141 162H138V166H140V168H141ZM122 164H124V163H122ZM146 164L148 165V163H146ZM199 164L200 163H198L197 167L199 166ZM246 164H248V163H246ZM251 164H250V166H251ZM115 165H116V163H115ZM188 165H189V163H188ZM200 165L204 167V165H202V164H200ZM138 166H137V163H136V168H138ZM201 166L198 167V168L201 169ZM242 166H246V165H242ZM130 167H132V166H130ZM146 167L147 166H145V167L143 166V168H145V169H146ZM125 168H127V166ZM133 168H134V166H133ZM190 168H191V166H190ZM248 168H250V167H248ZM132 169L130 168V170H132ZM205 169H206V166L202 170L207 172L208 170L207 169L205 170ZM251 169L248 170V173H250L249 171ZM113 170L115 171V169H113ZM119 170H121V169H119ZM192 170H194V169H192ZM210 170H212V169H210ZM244 170H246V169H244ZM194 171H196V170H194ZM199 171H201V170H199ZM108 172H109V170H108ZM226 172H228V170ZM123 173H125V172L123 171L122 175H124ZM199 173H202V172H199ZM212 173H215V172H212ZM251 173H253L252 170H251ZM126 174H127V172H126ZM128 174H127L128 177L125 176V178L127 177V179L130 178V176ZM230 174H232V173H230ZM115 175H116V172H115ZM133 175H134V177L133 176L132 177L135 178V174H133ZM206 175H208V174H206ZM211 175L213 176V174H211ZM253 175H254V173H253ZM253 175H251V176H253ZM233 176H234V174H233ZM148 177H149V175H148ZM208 177H210V176H208ZM210 179H211V177H210ZM217 180H220V179L218 178ZM255 180H256V176H255ZM128 181L130 182L129 179H128ZM205 181H206V179H205ZM213 181H214V179H213ZM129 182H128V186L127 187H129ZM133 182L134 181H132V183ZM218 182H219L218 184L221 185L220 183L223 182V181L221 180V182L220 181H218ZM110 183H112V184L114 183L113 184L114 186L111 185L112 186L111 188H109ZM252 183H253V181H252ZM134 184H136V182ZM218 184H217V186H218ZM259 184L257 183V180H256V185L255 186L256 187H260V186H257ZM126 185H127V182H126ZM130 185H131V182H130ZM223 185H224V183H223ZM241 185H238V186H241ZM211 186H212V184H211ZM224 186H226V185H224ZM130 187H131L130 189H132V186H130ZM248 187H250V186H248ZM261 187H262V185H261ZM136 188L132 189L131 191L135 190ZM109 189H110V191H109ZM220 189L223 190V188H220ZM244 189H246V188H244ZM126 190H128V188ZM224 190L227 191L226 188ZM249 190H252V189H249ZM258 190H260V189H258ZM131 191H130V193H131ZM134 193L139 194V197H140V193H137V192H134ZM237 193H239V192H237ZM260 193H262V192H260ZM224 194H227V193H224ZM239 194H242V193H239ZM252 194H250V195H252ZM116 195H117V192H116ZM221 195L223 197L222 193H221ZM235 195L236 194H234L233 196H235ZM127 196H129V195L127 194ZM240 196H238V197L240 198ZM254 196H256V195H254ZM116 197H118V195ZM263 197L264 196H262V199H263ZM255 198L251 197L250 199H253L255 201V203H256L258 201V199L256 201ZM140 199H141V197H140ZM241 199L242 198L239 199V202L241 201ZM215 202H217V201H215ZM261 202H259V203H261ZM243 203L244 202L241 201V205ZM231 205H233V203H231ZM236 205L240 206V204H236ZM256 205H258V203H256ZM261 205H263V204H261ZM214 210H215V208H214ZM253 210H255V209H253ZM249 215L251 217V214H248V216ZM248 216L246 214L244 217L248 218ZM249 218L247 220H243V221L249 222L251 220ZM241 219H243V218H241ZM241 219H240V221H241ZM120 220H121V218H120ZM261 220H263V218ZM122 221H121V223H122ZM225 222H227V221H225ZM251 223H253V222H251ZM251 223L249 222V226L251 225L252 228H253V225ZM242 224H244V223H242ZM119 225H120V223H119ZM225 225H223V226H225ZM262 225L264 226V221L262 222ZM249 226L246 227L247 228L246 230H250L251 229V226H250V228H248ZM121 227H122V224H121ZM123 227H125V226H123ZM228 227H229V225H228ZM257 228H259V227L257 226ZM148 229H149V227H148ZM216 230H217V228H216ZM230 230H234V229L230 228ZM259 230L260 229H258V231ZM122 232L123 233L125 232L124 229L122 230ZM126 232H128V230ZM126 232H125V234H127ZM232 232L234 234L235 231H232ZM248 233H250V232H248ZM228 234L229 233H227V235ZM217 235H218V233H217ZM232 235L229 234L228 236L232 237ZM238 235L239 234L237 233V236ZM233 236L234 237H232V239L235 238V235H233ZM147 239H148V237L146 238V240ZM229 239H231V238H229ZM128 240H131V239L129 238ZM235 240H237V239H235ZM239 240H240V242L243 241V240H241V238H239ZM223 241H224V239H223ZM226 241H227V239H226ZM243 242H245V241H243ZM123 245H125V243H123ZM124 248H125V246H124ZM124 248H123V251H124ZM125 250H126V248H125ZM142 259H143V257L141 258V261L143 262ZM139 260L138 261L136 260L137 264H138V262H139V264H142V262H140ZM123 263H125V262H123Z\"/></svg>","mask_w":264,"mask_h":264}]
</instances>
